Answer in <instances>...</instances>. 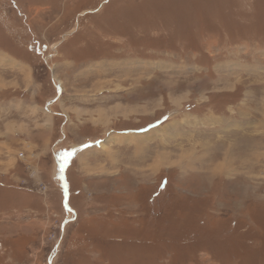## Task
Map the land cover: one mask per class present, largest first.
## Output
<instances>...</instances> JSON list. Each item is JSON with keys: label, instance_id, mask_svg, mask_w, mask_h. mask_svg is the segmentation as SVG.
I'll list each match as a JSON object with an SVG mask.
<instances>
[{"label": "rangeland", "instance_id": "374dc122", "mask_svg": "<svg viewBox=\"0 0 264 264\" xmlns=\"http://www.w3.org/2000/svg\"><path fill=\"white\" fill-rule=\"evenodd\" d=\"M0 264H264V0H0Z\"/></svg>", "mask_w": 264, "mask_h": 264}, {"label": "water", "instance_id": "95a60500", "mask_svg": "<svg viewBox=\"0 0 264 264\" xmlns=\"http://www.w3.org/2000/svg\"><path fill=\"white\" fill-rule=\"evenodd\" d=\"M57 93H59V88L57 87ZM58 95V94H57ZM56 160V163L57 164H59V162L57 161V159H55ZM59 166H60V168H61V170H62V172L64 171V169H63V166L62 165H60L59 164ZM63 178H64V176L62 175L61 177H60V181H62L63 182ZM65 191H66V189H64ZM66 193V195L68 194L67 192H65Z\"/></svg>", "mask_w": 264, "mask_h": 264}, {"label": "snow or ice", "instance_id": "6c2138e0", "mask_svg": "<svg viewBox=\"0 0 264 264\" xmlns=\"http://www.w3.org/2000/svg\"><path fill=\"white\" fill-rule=\"evenodd\" d=\"M74 151H75V149L69 151V152L67 153V155H72V154L74 153Z\"/></svg>", "mask_w": 264, "mask_h": 264}, {"label": "bare ground", "instance_id": "6f19581e", "mask_svg": "<svg viewBox=\"0 0 264 264\" xmlns=\"http://www.w3.org/2000/svg\"><path fill=\"white\" fill-rule=\"evenodd\" d=\"M132 130H133V129H132ZM139 136H140V135H139ZM130 137H131V136H130ZM141 137H143V136H141ZM141 137H140V138H141ZM137 138H139V137L137 136Z\"/></svg>", "mask_w": 264, "mask_h": 264}]
</instances>
